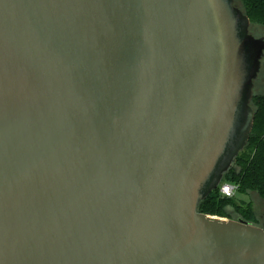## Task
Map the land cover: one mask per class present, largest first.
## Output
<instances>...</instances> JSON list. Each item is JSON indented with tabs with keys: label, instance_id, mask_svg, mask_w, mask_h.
<instances>
[{
	"label": "water",
	"instance_id": "obj_1",
	"mask_svg": "<svg viewBox=\"0 0 264 264\" xmlns=\"http://www.w3.org/2000/svg\"><path fill=\"white\" fill-rule=\"evenodd\" d=\"M234 0H0V264H264L204 214L253 127L264 38Z\"/></svg>",
	"mask_w": 264,
	"mask_h": 264
},
{
	"label": "trees",
	"instance_id": "obj_2",
	"mask_svg": "<svg viewBox=\"0 0 264 264\" xmlns=\"http://www.w3.org/2000/svg\"><path fill=\"white\" fill-rule=\"evenodd\" d=\"M234 4L249 17L250 26H264V0H234ZM250 103L254 110L252 130L222 181L235 184L237 192L254 193L264 201V93H253ZM227 207L232 208L236 217L230 216ZM197 210L207 215L240 218L258 224L252 200L224 196L219 192V186L199 202Z\"/></svg>",
	"mask_w": 264,
	"mask_h": 264
},
{
	"label": "rangeland",
	"instance_id": "obj_3",
	"mask_svg": "<svg viewBox=\"0 0 264 264\" xmlns=\"http://www.w3.org/2000/svg\"><path fill=\"white\" fill-rule=\"evenodd\" d=\"M249 31L256 37L262 36L264 38V26L251 25L249 27ZM253 93L254 94L264 93V53L261 59L258 75L256 79L254 80ZM234 198L252 200L253 208L255 209V215L258 218L257 225L261 226L264 223V201L262 199H260L254 193L246 194V193L237 192V191H235L234 193ZM226 211H228L231 217H236L232 208L227 207Z\"/></svg>",
	"mask_w": 264,
	"mask_h": 264
},
{
	"label": "built area",
	"instance_id": "obj_4",
	"mask_svg": "<svg viewBox=\"0 0 264 264\" xmlns=\"http://www.w3.org/2000/svg\"><path fill=\"white\" fill-rule=\"evenodd\" d=\"M236 185L235 184H232L230 182H221L219 184V192L224 195V196H227V197H231V196H234V193L236 191Z\"/></svg>",
	"mask_w": 264,
	"mask_h": 264
}]
</instances>
